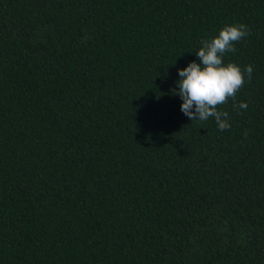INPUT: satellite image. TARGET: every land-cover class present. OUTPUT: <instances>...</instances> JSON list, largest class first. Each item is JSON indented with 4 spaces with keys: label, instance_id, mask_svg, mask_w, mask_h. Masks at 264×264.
<instances>
[{
    "label": "trees",
    "instance_id": "16d2710c",
    "mask_svg": "<svg viewBox=\"0 0 264 264\" xmlns=\"http://www.w3.org/2000/svg\"><path fill=\"white\" fill-rule=\"evenodd\" d=\"M229 23L220 131L173 90ZM0 264H264V0H0Z\"/></svg>",
    "mask_w": 264,
    "mask_h": 264
},
{
    "label": "clouds",
    "instance_id": "9594fccd",
    "mask_svg": "<svg viewBox=\"0 0 264 264\" xmlns=\"http://www.w3.org/2000/svg\"><path fill=\"white\" fill-rule=\"evenodd\" d=\"M249 34L243 23L225 24L215 35L201 39V46L195 51L199 63L190 61L177 70L180 79L173 92L180 96V110L190 121L203 122L214 118L218 130L225 131L231 127L229 113L219 110V107L227 104L229 99L235 101L245 79H251L253 67L246 65L241 69L236 63H226L224 57L227 53H235V44ZM238 107L247 109L248 105L241 101Z\"/></svg>",
    "mask_w": 264,
    "mask_h": 264
}]
</instances>
